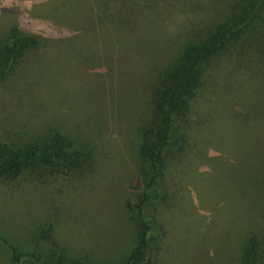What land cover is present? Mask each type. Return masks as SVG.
I'll return each instance as SVG.
<instances>
[{
  "label": "rangeland",
  "instance_id": "rangeland-1",
  "mask_svg": "<svg viewBox=\"0 0 264 264\" xmlns=\"http://www.w3.org/2000/svg\"><path fill=\"white\" fill-rule=\"evenodd\" d=\"M53 1L0 0V31L17 23L20 29L40 35L55 31L68 40L28 53L0 86V137L16 129L36 130L50 112H62L71 116L66 125L101 135L96 143L102 153L96 171L83 179L26 176L0 183V231L26 250L34 231L52 224L57 240L76 254L115 260L128 252L135 234L124 204L128 176L136 168L137 80L152 71L162 47L163 55L177 49L178 37L196 27H184L189 17L205 28L220 21L233 0H171L170 15L164 17L166 38L144 47L123 41L127 31L106 3L98 1V9L93 0H68L70 8L62 10L57 24L38 16ZM249 39L222 56L215 91L196 102V113H204L206 122L193 133L204 142L205 155L193 154L187 174L177 175L186 185L183 209L160 212L168 233L158 242L155 264H242L247 235L264 232V37ZM21 84L30 87L35 103L27 93L19 99ZM123 85L133 94L119 105L113 94ZM248 189L258 203L239 201ZM7 259L0 245V264Z\"/></svg>",
  "mask_w": 264,
  "mask_h": 264
},
{
  "label": "trees",
  "instance_id": "trees-1",
  "mask_svg": "<svg viewBox=\"0 0 264 264\" xmlns=\"http://www.w3.org/2000/svg\"><path fill=\"white\" fill-rule=\"evenodd\" d=\"M79 1L73 0V3ZM93 1L98 9V1L115 9L113 20L125 27L127 34L123 41L128 44L156 45L167 36L164 17L170 15L171 0ZM66 3L69 1H53L38 16L61 24L62 10L70 8ZM190 25L196 27L178 37L177 49L164 55L161 51L166 46L160 49L157 61L160 63L152 65V71H143L134 88L139 106L133 133L136 168L128 176L124 205L135 234L128 252L115 260L76 254L57 240L52 224H45L34 231L26 250L18 249L13 240L0 231V245L8 254L7 264H155L160 249L158 242L168 233L160 212L176 206L183 209L182 192L186 191V185L184 178L177 179V175L187 174L188 160L193 154L205 155L204 142L193 133L206 122L204 113H196V102L206 98L216 85L218 62L223 55L231 53L239 43L250 41V37L259 34L264 37V0H233L217 23L199 29L196 21L189 17L184 27ZM57 41L68 40L55 31L40 35L20 29L17 23L3 27L0 31V86L6 84L28 53ZM232 86L228 82L229 89ZM19 88V99L23 100L22 96L27 93L35 103L27 84ZM130 93L133 94L129 87L123 85L116 88L113 95L120 105ZM143 97L144 100L139 101ZM44 102L50 105L48 99ZM69 117L68 113L50 112L36 130L21 133L22 130L16 129L6 139L0 137V183H15L26 176L37 181L60 177L79 180L93 174L102 153L96 143L97 139L101 141V135L93 129L87 132V128L80 125H66ZM253 184L260 191L258 181L253 179ZM243 195L241 203L247 198H250L249 203L259 202L249 189ZM263 235V228L247 235L241 246L242 264H264Z\"/></svg>",
  "mask_w": 264,
  "mask_h": 264
}]
</instances>
